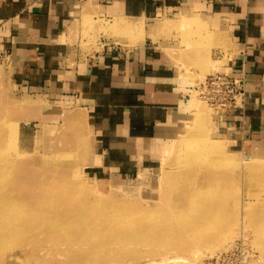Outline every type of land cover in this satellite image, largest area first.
I'll return each instance as SVG.
<instances>
[{"label":"rangeland","instance_id":"obj_1","mask_svg":"<svg viewBox=\"0 0 264 264\" xmlns=\"http://www.w3.org/2000/svg\"><path fill=\"white\" fill-rule=\"evenodd\" d=\"M116 21L87 23L83 47L94 43L99 49L101 39L119 31ZM141 22L154 31L156 20ZM231 22L211 12L169 25L164 35L169 49L194 58L177 63L188 76L184 81H193V91L179 120L158 137L153 158L126 174H103L95 167L83 114L25 91L0 56V184L13 189L19 218L28 222L17 237H8L0 264H264V145L252 151L220 134L215 119L222 110L195 91L212 72L218 52L230 53ZM138 30L131 28L130 39L138 38ZM198 187L212 189L202 201L215 207L210 219L194 225L196 234L190 230L177 241L152 232L138 249L139 241L127 231L137 227L143 239L150 232L143 219L163 218ZM95 207L104 211L99 215ZM73 212L86 216L75 218ZM46 224L56 229H43ZM87 224L96 229L88 231ZM178 255L187 259L174 261Z\"/></svg>","mask_w":264,"mask_h":264},{"label":"crops","instance_id":"obj_2","mask_svg":"<svg viewBox=\"0 0 264 264\" xmlns=\"http://www.w3.org/2000/svg\"><path fill=\"white\" fill-rule=\"evenodd\" d=\"M211 12L232 19L233 37L212 72L247 80L244 108L222 110L215 122L220 134L254 151L264 145V0H0V56L25 91L83 114L95 167L126 174L153 158L158 137L179 120L193 91L177 63L194 58L169 49V25ZM108 20L119 31L99 49L83 47L87 23ZM142 20H156L154 31Z\"/></svg>","mask_w":264,"mask_h":264},{"label":"bare ground","instance_id":"obj_3","mask_svg":"<svg viewBox=\"0 0 264 264\" xmlns=\"http://www.w3.org/2000/svg\"><path fill=\"white\" fill-rule=\"evenodd\" d=\"M216 147L219 148V146L217 145ZM210 148L212 149V147ZM201 151L203 152V150ZM205 152H207V149L205 150ZM0 163H4V161L1 160ZM5 187L6 185L1 186L0 184V249L3 248L5 244H7L8 237L10 238L17 237L19 235V231L24 227V225L28 223V222L27 223L22 222L23 219L19 218V214H20L19 205L21 204H20V201H18V199L14 197L13 189L6 190ZM211 190L212 189L209 187L203 188V189L202 188L199 189L198 187V191L197 190L187 191V193L183 196L184 198L182 200L183 202L180 203V205L175 204L174 209H171L172 207L168 209V212H166L164 216L162 215L163 218L157 219L153 216L148 215V217L146 219H143V221H145V228L148 229L150 232H148L143 237V239L141 238V240L139 236L136 235V233H138L137 227H134L133 229L131 228L130 230H128L127 232L131 235V237L134 240L139 241L138 242L139 246L137 248L139 249L141 247V242H143V240L145 241L143 243L148 244L150 240L148 237L152 235V232L156 235H159V233L163 236L166 235L168 238H171L177 241L181 240L182 237H185V234L190 230L194 234H196L197 228L196 226L194 227V225H199L200 223L210 219L211 218L210 216L212 214L211 213L212 209L215 207V205L213 204L209 205V204L203 203L205 201H202V197L205 196ZM95 208L99 209V207H95ZM103 208H105V206ZM252 210L254 211V209ZM103 211L104 209L102 210L99 209L98 214L100 215ZM215 211L217 212V210ZM253 211H252V214H253ZM258 211H261V208L258 209ZM262 211L264 212L263 207H262ZM27 212L28 211H26L25 213ZM263 212H260V214ZM115 213L119 214L117 210H115ZM164 213L165 212H163V214ZM71 215L74 216L75 218H84L86 216L85 214L81 212H73L71 213ZM120 215H123V214H120ZM117 219H120V218H117ZM185 221L193 222L194 224L191 225L192 227L190 225L189 226L182 225V223H184ZM89 225L90 224L86 225L88 231H90V229H93V230L96 229V227L91 228ZM45 227L51 230L56 229L55 225L46 224L42 226L43 229H45ZM128 251L129 250H127L126 252ZM132 257H136V255H133ZM186 259L187 258L181 255H178L177 257L174 258V261L175 260L184 261Z\"/></svg>","mask_w":264,"mask_h":264},{"label":"built area","instance_id":"obj_4","mask_svg":"<svg viewBox=\"0 0 264 264\" xmlns=\"http://www.w3.org/2000/svg\"><path fill=\"white\" fill-rule=\"evenodd\" d=\"M247 80L230 72L215 71L195 86V91L215 109L244 108Z\"/></svg>","mask_w":264,"mask_h":264}]
</instances>
